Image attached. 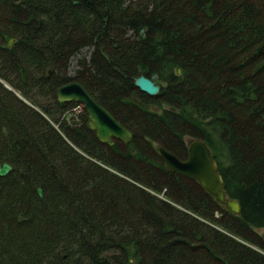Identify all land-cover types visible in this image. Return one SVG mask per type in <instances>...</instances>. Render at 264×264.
I'll use <instances>...</instances> for the list:
<instances>
[{
	"label": "trees",
	"instance_id": "1",
	"mask_svg": "<svg viewBox=\"0 0 264 264\" xmlns=\"http://www.w3.org/2000/svg\"><path fill=\"white\" fill-rule=\"evenodd\" d=\"M72 81L132 143L57 101ZM186 137L239 215L167 171ZM0 160V264H264V0H0Z\"/></svg>",
	"mask_w": 264,
	"mask_h": 264
},
{
	"label": "water",
	"instance_id": "2",
	"mask_svg": "<svg viewBox=\"0 0 264 264\" xmlns=\"http://www.w3.org/2000/svg\"><path fill=\"white\" fill-rule=\"evenodd\" d=\"M158 80V75L152 77L142 75L137 77L134 83L141 92L154 97L162 90ZM57 100L60 103L82 104L88 115L89 127L96 131L102 143L112 145L114 139L121 140L123 143H130L133 140V134L80 83L73 81L61 86L57 91ZM159 152L168 171L189 176L198 181L201 187L213 195L220 204L225 205L233 213H240L239 201L226 199L224 179L219 171V165L205 142L194 141L189 146L188 158L185 161L164 148H160ZM13 171L12 164L0 161V177L7 176ZM37 192L41 199L45 200L42 188H38Z\"/></svg>",
	"mask_w": 264,
	"mask_h": 264
},
{
	"label": "rangeland",
	"instance_id": "3",
	"mask_svg": "<svg viewBox=\"0 0 264 264\" xmlns=\"http://www.w3.org/2000/svg\"><path fill=\"white\" fill-rule=\"evenodd\" d=\"M14 42V41H13ZM85 55H87V52H85L84 53ZM76 59H74L73 61H72V65H71V72L73 73L74 71H76L77 70V65H76ZM2 82H3V80H1ZM78 82V81H77ZM81 111L82 110H80V111H76V113L78 114V115H81L80 113H81ZM188 138V137H187ZM43 190V189H42ZM44 193V192H43ZM258 233L260 234V235H262V237H263V239H264V229H259L258 230Z\"/></svg>",
	"mask_w": 264,
	"mask_h": 264
},
{
	"label": "flooded vegetation",
	"instance_id": "4",
	"mask_svg": "<svg viewBox=\"0 0 264 264\" xmlns=\"http://www.w3.org/2000/svg\"><path fill=\"white\" fill-rule=\"evenodd\" d=\"M67 104V103H66ZM70 109V108H69ZM89 126V125H88ZM89 129V131L93 134V136L96 138V140L100 143V144H103V145H107V146H109V147H112L116 142H117V139H115L116 141H114V144L113 145H110V144H108V143H101L100 141H99V139H98V137H97V134H96V132L94 131V130H92V129H90V127L88 128ZM187 159V157H183L182 158V160H186ZM185 178H187L188 180H191L192 182H194V183H197L194 179H192V178H189V177H185Z\"/></svg>",
	"mask_w": 264,
	"mask_h": 264
},
{
	"label": "bare ground",
	"instance_id": "5",
	"mask_svg": "<svg viewBox=\"0 0 264 264\" xmlns=\"http://www.w3.org/2000/svg\"><path fill=\"white\" fill-rule=\"evenodd\" d=\"M11 41H12V44H13V41H14V40H11ZM11 41H10V42H11ZM12 44H11V45H12ZM76 82H77V81H76ZM78 83H79V82H78ZM67 103H68V102H67ZM112 115H113V114H112ZM113 116H114V115H113ZM114 117H115V116H114ZM115 118H116V117H115ZM90 129H91V128H90ZM92 130H93V129H92ZM94 131H95V130H94ZM95 132H96V131H95ZM96 134H97V133H96ZM97 137H98V136H97ZM188 138H189V137H188ZM98 139L100 140L99 137H98ZM185 140H187V137L185 138ZM100 141H101V140H100ZM101 142H102V141H101ZM109 144H110V143H109ZM112 145H113V144H112ZM187 153H188V152H187ZM181 160H182V159H181ZM182 161H185V160H182ZM4 177H5V176H4ZM186 177H189V176H186ZM189 178H191V177H189Z\"/></svg>",
	"mask_w": 264,
	"mask_h": 264
}]
</instances>
